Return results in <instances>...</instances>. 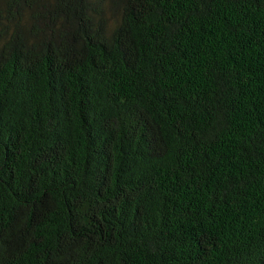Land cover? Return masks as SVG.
<instances>
[{"label": "trees", "instance_id": "1", "mask_svg": "<svg viewBox=\"0 0 264 264\" xmlns=\"http://www.w3.org/2000/svg\"><path fill=\"white\" fill-rule=\"evenodd\" d=\"M0 264H264V0H0Z\"/></svg>", "mask_w": 264, "mask_h": 264}]
</instances>
